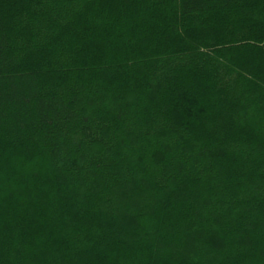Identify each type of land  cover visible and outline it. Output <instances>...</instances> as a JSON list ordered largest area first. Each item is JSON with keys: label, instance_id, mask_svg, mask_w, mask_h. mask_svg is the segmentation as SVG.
Returning <instances> with one entry per match:
<instances>
[{"label": "trees", "instance_id": "16d2710c", "mask_svg": "<svg viewBox=\"0 0 264 264\" xmlns=\"http://www.w3.org/2000/svg\"><path fill=\"white\" fill-rule=\"evenodd\" d=\"M0 264H264V0H0Z\"/></svg>", "mask_w": 264, "mask_h": 264}, {"label": "rangeland", "instance_id": "374dc122", "mask_svg": "<svg viewBox=\"0 0 264 264\" xmlns=\"http://www.w3.org/2000/svg\"><path fill=\"white\" fill-rule=\"evenodd\" d=\"M129 29H131V30H132L133 28H129ZM118 33H120V30H118Z\"/></svg>", "mask_w": 264, "mask_h": 264}]
</instances>
